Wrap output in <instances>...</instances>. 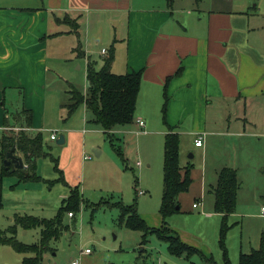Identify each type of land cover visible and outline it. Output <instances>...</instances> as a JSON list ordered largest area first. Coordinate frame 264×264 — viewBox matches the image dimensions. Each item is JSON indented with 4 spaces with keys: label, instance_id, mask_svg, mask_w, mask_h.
<instances>
[{
    "label": "crops",
    "instance_id": "obj_1",
    "mask_svg": "<svg viewBox=\"0 0 264 264\" xmlns=\"http://www.w3.org/2000/svg\"><path fill=\"white\" fill-rule=\"evenodd\" d=\"M182 1L173 0L170 7L162 2L156 8L151 0H44V5L30 8L1 4L0 140L6 127L17 125L14 116L22 111L31 113L28 136L40 133L37 120H45V104L40 101L34 105L32 98L42 96L54 83L59 66L65 75L73 68L71 61L78 65H74L76 70H83L82 82L73 85L80 87L78 91L84 95L88 62L101 68L106 56L101 51L113 49L112 74L141 71V82L133 123L116 127L108 134L102 130V134L109 139L111 149L113 145L120 150L122 147L116 146L111 136H116L119 144L120 139L132 144L134 135L136 159L141 157L142 162L136 161L133 166L145 176L152 162L143 160L138 141L152 140L155 166L160 163L162 168L165 135L177 134L179 167L181 171L190 168L191 185L177 197L176 214L217 226L221 215L213 210V189L218 173L224 168L234 170L239 189L242 172L264 175V0H193L184 6ZM75 48L83 56L77 57ZM80 108L81 116L76 111L65 122L60 118V124L54 123L62 133L56 135L55 142L60 136L64 139L63 144L57 145L58 150L49 151L50 146L42 140L46 154L43 158L50 159L56 178L46 179L37 172L36 162L40 158L27 178V164L15 149L13 155L22 160L20 170L24 177L17 174L20 170L13 163L5 166V158L0 155V210H5L2 212L8 217L7 228L0 231L7 237L18 217L50 220L45 215L54 212L55 216L74 190L79 194V212L84 205H90L94 212L117 209L114 204H123L122 178L127 158L122 156L121 160L113 150L116 156L103 159V151L99 150V157L92 161L86 145L88 112L84 105ZM136 119L144 122L142 129L134 125ZM52 133L56 134L50 132L48 141H52ZM199 138L202 146L196 147L194 141ZM3 168L8 169L7 173ZM90 171L92 182L87 184ZM12 178L15 183L6 181ZM134 184L135 198L131 204L136 203L139 212L136 198L150 196L152 186L142 180ZM54 188H58L55 197L47 194ZM140 191L143 193L139 194ZM85 193H94L89 199L99 201L88 204ZM52 200L55 206L50 204ZM104 202L109 205L93 208ZM146 213L138 214L147 227L157 229L149 226ZM68 218L73 220L75 216ZM171 231L181 242L197 249L196 244L191 245L184 238L183 232ZM194 234L200 237L202 232ZM14 237L17 238L16 232ZM87 238L88 242L78 238L85 248L87 243L100 241L94 235ZM91 254L92 251L79 256L80 263L96 264ZM30 256L15 252L9 245H0V264H22Z\"/></svg>",
    "mask_w": 264,
    "mask_h": 264
},
{
    "label": "rangeland",
    "instance_id": "obj_2",
    "mask_svg": "<svg viewBox=\"0 0 264 264\" xmlns=\"http://www.w3.org/2000/svg\"><path fill=\"white\" fill-rule=\"evenodd\" d=\"M193 0H183L181 5H187V2L192 3ZM167 4V0H151L150 4L159 7L161 4ZM8 4V6L19 7H38L44 5V0H0L1 4ZM73 66L69 74L65 75L61 71V67L57 68L58 78L53 79L54 83L45 90L44 94H37L33 99L34 105H38L40 101H43L46 109L45 120H37L38 126L40 128L38 132L45 139L48 146L47 149L50 151L58 150V146L55 141H48L50 132H56V135H61L54 123L60 124V118L62 121H66L67 117L65 105L69 103V96L67 91L69 90V85H73V82L78 86L82 82L83 70H76V63L73 65V61L70 62ZM70 67V64H68ZM83 69V68H82ZM80 88V87H78ZM75 87L76 90H79ZM7 97V95H6ZM22 97H29L31 95H22ZM5 106L9 110V103L5 101ZM81 107V106H80ZM78 108L75 112L81 116L82 108ZM10 111V110H9ZM22 112H17L14 116L18 120H15V125H21V121L24 119L21 117ZM87 124L86 127L89 129L87 136V153L91 156L92 161H96L97 158L94 156L92 149H98L103 151V159H108L109 156H116L113 149L110 147V142L107 137L102 134V129L92 122V116L87 113ZM59 118V119H58ZM20 121V122H18ZM6 127L4 133L10 137H17L19 133L25 132L27 135H31L28 128H20L18 126ZM24 130V131H23ZM22 131V132H21ZM34 137V136H32ZM113 138V143L116 146L122 147L123 158L127 160L125 163L126 170H123L124 176L122 178L123 191H124V206H128L134 200V182L137 180L141 183L142 181H148L152 186V193L144 194V196H139L137 199L138 211L147 212V222L151 227L161 226V218L159 215V207L161 202V190H162V168L160 163L158 167L155 166V150L151 146L152 140L149 139L138 141V152L143 155V160H150L152 166L148 169L146 168V173H137L135 167L133 166L136 161L142 162V158L136 159L135 146L128 141H122L120 139V144L116 136H111ZM150 141V142H149ZM91 144V145H89ZM19 156L22 157L20 152L16 151ZM23 158V157H22ZM198 156L196 157V159ZM211 159V157H209ZM24 160V158H23ZM25 161V160H24ZM37 172L43 175V178L52 179L56 178L55 173L52 169V163L49 158H40L36 162ZM143 165L145 163L143 161ZM92 171L87 173L86 183L92 182ZM141 175V177H140ZM161 179V180H160ZM241 181L240 189L237 193V205L235 212L232 216L228 218V226L230 227L228 234L225 239V247L227 251V257L229 264H238V255L240 252L249 253L252 249L258 248L259 233L264 228V217L260 216L261 207L264 206V175L254 174L250 172H242L239 176ZM10 184L15 183V178L7 179ZM199 184V183H198ZM198 184L194 185V188ZM208 185H206L207 190ZM48 189V188H47ZM56 189L54 188L51 192L47 194L55 197ZM94 193H85V199L88 198V204L97 203V199L92 198ZM140 199V200H139ZM50 204L55 206L56 203L52 200ZM141 208V209H140ZM3 209L0 210V228L6 229L8 226L7 218ZM137 212V213H139ZM54 212L45 215L46 219H51L54 217ZM195 215H198L195 212ZM119 213L117 209H97L92 211V207L89 205L83 208L81 207L80 212L75 215L73 220L69 219L66 215L63 219V225L69 226V230L63 231L60 238L56 241L50 243V247L53 252H48L43 258L42 264H69L71 260L79 259L81 256V250H84L82 241L78 240L80 237L83 242H88L87 237H92L96 241L94 244L87 243L88 248L92 251V256L96 258V264H224L222 260V252L218 246V228L214 224L212 226L210 223L197 221L195 218H190L184 214H172L166 220V225L174 231L183 232V236L191 244H196L195 248L201 251L200 254L190 255L188 258L185 256L176 257L169 254L167 250V244L158 239L155 234H149L146 236V241L143 243L142 233L138 231H133L117 224ZM171 217H174L171 219ZM37 218V217H36ZM40 219V218H37ZM16 240L21 241L22 244L32 245L39 241V230L38 229H28L22 230L20 227L16 226ZM195 231H200L202 234L200 237L194 234ZM25 232V233H24ZM193 232V233H192ZM168 235L167 233L164 235ZM100 237V239H99ZM170 237V236H169Z\"/></svg>",
    "mask_w": 264,
    "mask_h": 264
},
{
    "label": "trees",
    "instance_id": "obj_3",
    "mask_svg": "<svg viewBox=\"0 0 264 264\" xmlns=\"http://www.w3.org/2000/svg\"><path fill=\"white\" fill-rule=\"evenodd\" d=\"M173 0H167L170 7ZM198 2V0H195ZM77 57L83 56L79 48L73 51ZM114 60V50L107 51L103 58L101 68L96 69L93 62H88L86 66V82L87 90L83 95L73 87L67 92L69 103L64 106L67 117H70L80 106H85L86 111L92 116V122L98 125L104 133L108 134L114 128L119 126H127L133 123L134 112L136 106L137 95L141 82V71L125 75H114L111 72V66ZM165 106L163 111H165ZM21 117L26 128L31 123V113L22 111ZM18 120V119H17ZM25 126H19L25 128ZM22 132V131H21ZM28 136L25 132L19 133L17 137H10L3 134L0 140V155L4 160L6 153L14 148L20 152L27 164L25 176L29 178V171L35 169V161L38 158L46 156L44 153V145L40 133ZM110 137V136H109ZM113 150L122 159V153L119 148ZM178 147L179 137L175 133L165 135L163 143V190L159 208V214L162 219L161 228H149L137 213L136 203L124 206L116 203L113 206L119 210L117 224L123 227L142 233L143 243L146 236L155 234L156 237L167 244L169 254L188 258L193 254H201L197 249L187 246L179 237L171 231L166 225V219L179 212L177 197L188 191L191 185L190 168L181 171L178 163ZM55 162V160H52ZM4 173L8 169L3 168ZM24 171V170H23ZM24 177L22 171H16ZM239 189L236 172L229 168H224L218 173V180L214 193L213 210L221 215L218 246L222 252V260L224 264H229L227 251L225 247V239L230 229L228 226V216L233 214L236 207V196ZM79 194L74 190L67 201L58 209L56 215L50 220L37 219L34 217H18L15 225L8 229L10 236L0 231V245H9L19 254L31 255L23 259L22 264H42L43 256L48 252H53L50 247L52 241L60 238L63 231L69 229L67 225H63L64 216L69 213L72 217L79 212ZM108 203L96 204L93 208L97 209ZM16 226H20L24 230L39 229V241L36 244L25 245L17 241L14 237ZM168 234L164 236L165 234ZM170 236V237H169ZM238 264H264V229L259 234V246L257 249L251 250L249 253H241L238 257Z\"/></svg>",
    "mask_w": 264,
    "mask_h": 264
},
{
    "label": "built area",
    "instance_id": "obj_4",
    "mask_svg": "<svg viewBox=\"0 0 264 264\" xmlns=\"http://www.w3.org/2000/svg\"><path fill=\"white\" fill-rule=\"evenodd\" d=\"M106 54V51L105 50H102L101 51V55H105ZM134 125L137 127V129H142L144 127V122L141 120V119H136L134 121ZM50 139L52 141H55L56 140V134L55 133H52L51 136H50ZM194 145L196 147H201L202 146V140L199 138L197 140L194 141ZM26 167V166H25ZM143 192L140 191L139 194H142ZM193 207H196V205H193ZM261 212H262V215L264 217V206L261 207ZM68 217H72V214L69 213L68 214ZM91 253V250L90 248H85L84 250H81L80 252V255H87V254H90ZM69 264H81L80 263V260L79 259H74V260H71Z\"/></svg>",
    "mask_w": 264,
    "mask_h": 264
},
{
    "label": "water",
    "instance_id": "obj_5",
    "mask_svg": "<svg viewBox=\"0 0 264 264\" xmlns=\"http://www.w3.org/2000/svg\"><path fill=\"white\" fill-rule=\"evenodd\" d=\"M63 142H64V139H63V136H60L59 138H58V140L56 141V144L57 145H61V144H63ZM92 152H93V154H94V156L96 157V158H98L99 157V155H100V151L99 150H95V149H92ZM13 153H14V148H12L10 151H8L7 153H6V155H5V160H4V165L5 166H8V165H10L11 163H13L15 166V169H18V170H20V169H22V160L20 159V158H16L14 155H13Z\"/></svg>",
    "mask_w": 264,
    "mask_h": 264
}]
</instances>
